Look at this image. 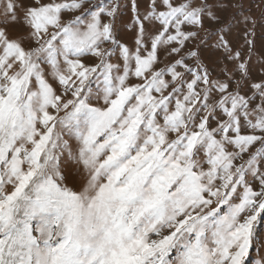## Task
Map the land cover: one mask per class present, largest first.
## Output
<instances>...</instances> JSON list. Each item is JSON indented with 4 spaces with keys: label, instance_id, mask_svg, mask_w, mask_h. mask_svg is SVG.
<instances>
[{
    "label": "snow or ice",
    "instance_id": "6c2138e0",
    "mask_svg": "<svg viewBox=\"0 0 264 264\" xmlns=\"http://www.w3.org/2000/svg\"><path fill=\"white\" fill-rule=\"evenodd\" d=\"M252 6L0 0V264H264Z\"/></svg>",
    "mask_w": 264,
    "mask_h": 264
},
{
    "label": "rangeland",
    "instance_id": "374dc122",
    "mask_svg": "<svg viewBox=\"0 0 264 264\" xmlns=\"http://www.w3.org/2000/svg\"><path fill=\"white\" fill-rule=\"evenodd\" d=\"M260 0H246L247 4H252L253 6L251 7V11L250 13H246V14H250L252 15L256 20H257V25L255 28V32H256V45L257 48L259 49L262 45H264V20H261V13L262 10H264V6L262 7H256L255 4L259 3ZM129 13L127 11H125L124 13V19L123 22L121 24V35L125 40L130 39V34L127 31L126 25L128 24V18H129ZM227 15V14H225ZM262 232V236H264V229L261 230ZM264 254V249L261 250V252L258 254L257 252L253 251L251 253V258L253 260L258 259L259 255Z\"/></svg>",
    "mask_w": 264,
    "mask_h": 264
}]
</instances>
